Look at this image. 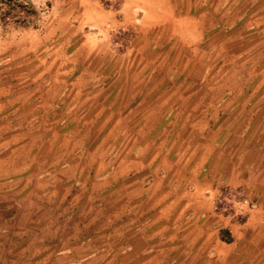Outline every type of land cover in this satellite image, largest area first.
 I'll list each match as a JSON object with an SVG mask.
<instances>
[{"label":"rangeland","instance_id":"374dc122","mask_svg":"<svg viewBox=\"0 0 264 264\" xmlns=\"http://www.w3.org/2000/svg\"><path fill=\"white\" fill-rule=\"evenodd\" d=\"M176 191L264 242V0H0L3 264H139Z\"/></svg>","mask_w":264,"mask_h":264},{"label":"crops","instance_id":"0c3cea01","mask_svg":"<svg viewBox=\"0 0 264 264\" xmlns=\"http://www.w3.org/2000/svg\"><path fill=\"white\" fill-rule=\"evenodd\" d=\"M209 194L207 196V193ZM178 199L175 201L178 211L184 213L186 210V196L194 197L192 206V219L177 218L154 220L144 223L145 236L140 231L138 236L139 264H259L257 252L264 243L262 239L254 240L248 236V231L236 235L235 226L221 223V219H213V197L212 191H176ZM207 197V209H200L201 197ZM169 206V205H168ZM172 205L169 206L171 209ZM183 209V210H182ZM165 207L163 211H165ZM140 222V228L143 227ZM229 228L233 239L229 242L222 236V230ZM123 226V243H131L130 230ZM144 239V241H143ZM50 243V242H49ZM58 252L48 248L44 251V259L51 260L52 254ZM131 248L123 247V260H131ZM58 259L61 254L58 253ZM2 248L0 247V264L2 261ZM50 264V263H48ZM127 264V263H126Z\"/></svg>","mask_w":264,"mask_h":264},{"label":"clouds","instance_id":"9594fccd","mask_svg":"<svg viewBox=\"0 0 264 264\" xmlns=\"http://www.w3.org/2000/svg\"><path fill=\"white\" fill-rule=\"evenodd\" d=\"M35 3L43 4L44 3V0H34V4ZM243 204H247V201L237 202V204L235 206L239 207V206H242Z\"/></svg>","mask_w":264,"mask_h":264}]
</instances>
